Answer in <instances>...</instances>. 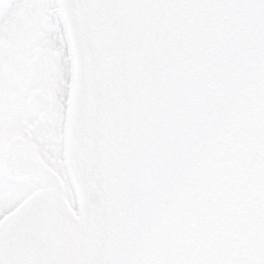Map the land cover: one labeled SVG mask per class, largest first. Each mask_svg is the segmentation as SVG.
<instances>
[{
	"label": "snow or ice",
	"instance_id": "snow-or-ice-1",
	"mask_svg": "<svg viewBox=\"0 0 264 264\" xmlns=\"http://www.w3.org/2000/svg\"><path fill=\"white\" fill-rule=\"evenodd\" d=\"M77 13L84 18L75 40L83 61L77 114L95 140L89 178L109 186L99 210L105 225L120 204V161L136 156L121 151L135 125L151 182L172 173L185 192L208 184L214 191L202 206L212 212L230 213L237 187L250 201L243 215L253 227L237 230L235 239L247 241L238 252L221 246L204 259L164 256L160 264H264V0H0V264H48L42 190L59 186L48 169L67 183L71 211H79L64 140L74 57L68 17ZM53 79V105L45 94L29 102ZM17 130L29 142L7 146ZM109 137L118 148L106 164ZM107 238L83 264H113Z\"/></svg>",
	"mask_w": 264,
	"mask_h": 264
},
{
	"label": "water",
	"instance_id": "water-1",
	"mask_svg": "<svg viewBox=\"0 0 264 264\" xmlns=\"http://www.w3.org/2000/svg\"><path fill=\"white\" fill-rule=\"evenodd\" d=\"M83 19L81 13L76 14L75 20L68 17L70 36L74 40L75 71L69 168L81 218L79 216L78 230L73 231L61 198L57 193L43 191L46 205L42 211L39 238L51 247L48 264H83L85 256L94 252L100 237L105 234L108 236L105 241L107 254L113 264H160L158 258L164 256H179L180 260L186 257L204 259L216 254L221 246L229 245L238 252L241 244L247 241L243 237L235 239L240 235L237 230L242 225L253 227L251 221L243 215L244 205L250 202L245 199L244 189L237 187L235 192L230 193L236 200L228 205L231 212L225 213L221 209L212 212V205L202 206V201L207 203L205 193L211 198L214 191L208 184L197 185L185 192L180 176L172 173L151 182L150 170L141 167L147 157L143 145L137 143L135 125L129 131L128 138L124 139L126 148L121 151L135 150L136 156L134 159L124 158L120 161V204L105 225V218L99 214V210L104 206L105 191L109 186L104 185L102 190L89 178V147L95 140L86 134L91 123L77 114L83 61L75 40L77 27L83 28ZM116 148L118 145H112L110 137L106 139V164L115 154ZM75 153L79 154L77 159H74ZM228 167L231 168V165ZM223 179L233 182L230 176H224ZM198 192L201 194L199 198ZM32 251L35 255L38 248Z\"/></svg>",
	"mask_w": 264,
	"mask_h": 264
},
{
	"label": "flooded vegetation",
	"instance_id": "flooded-vegetation-1",
	"mask_svg": "<svg viewBox=\"0 0 264 264\" xmlns=\"http://www.w3.org/2000/svg\"><path fill=\"white\" fill-rule=\"evenodd\" d=\"M72 84H73V78H72V83H71V92H72ZM57 86L55 85V81L53 79L52 83L49 84V86L43 90L37 88V89H33L31 92V95L29 96V102H31V100L36 97L37 95H41V94H45L46 98L48 100L49 105H53L55 103V98H56V92H57ZM71 92L69 95V112H70V104H71ZM68 112V114H69ZM43 115H47V109L45 110L44 113H42ZM67 122H68V116L66 119V123H65V127H64V140H65V159L68 162V157H69V147L67 145ZM33 125H29V128H31ZM30 136V133H29ZM17 142H24V143H28L29 141L26 139L24 132L22 131H15L13 132L10 136H8L7 138V146H12L14 144H16ZM34 148V150H36V146L33 145L32 146ZM52 175L56 176L57 180L59 181V186L56 185L55 182H50L48 184L45 185L44 189L42 191H49L54 193H61V185L63 182V179L59 176V174L54 170V169H48Z\"/></svg>",
	"mask_w": 264,
	"mask_h": 264
},
{
	"label": "rangeland",
	"instance_id": "rangeland-1",
	"mask_svg": "<svg viewBox=\"0 0 264 264\" xmlns=\"http://www.w3.org/2000/svg\"><path fill=\"white\" fill-rule=\"evenodd\" d=\"M61 197L66 205L67 212H71L72 192L69 190L67 183L63 180L61 185Z\"/></svg>",
	"mask_w": 264,
	"mask_h": 264
},
{
	"label": "bare ground",
	"instance_id": "bare-ground-1",
	"mask_svg": "<svg viewBox=\"0 0 264 264\" xmlns=\"http://www.w3.org/2000/svg\"><path fill=\"white\" fill-rule=\"evenodd\" d=\"M68 220L73 231H77L79 228V212H72L68 215Z\"/></svg>",
	"mask_w": 264,
	"mask_h": 264
}]
</instances>
